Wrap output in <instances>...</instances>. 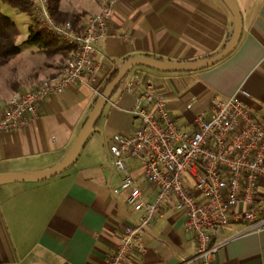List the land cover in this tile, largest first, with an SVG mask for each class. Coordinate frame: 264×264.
I'll return each instance as SVG.
<instances>
[{
    "label": "crops",
    "instance_id": "crops-1",
    "mask_svg": "<svg viewBox=\"0 0 264 264\" xmlns=\"http://www.w3.org/2000/svg\"><path fill=\"white\" fill-rule=\"evenodd\" d=\"M237 1L242 34L225 57L195 70L136 65L126 75L139 71L145 82L152 83L183 129L195 127L197 114L209 113L213 97H228L241 86L251 93L246 100L264 123V0ZM87 4L83 8L61 0L60 8L83 12V21L103 5H111L109 34L100 39L97 54L103 63L101 86L124 59L139 54L200 59L222 49L234 30L233 13L223 0H88ZM53 55L51 60L28 56L20 60L21 69L16 64L20 61L6 68L10 86L6 90L0 86V116L14 94L66 68L69 57L63 63L61 53ZM126 76L70 167L44 180L0 183V264H105L121 241L124 226L136 220L139 212L128 208L126 192L116 196L112 191L123 173L108 151L114 134L133 133L140 125L132 111L139 90H126ZM192 97L197 100L187 109ZM97 98L91 86L75 83L46 97L26 126L0 131V173L35 172L60 163ZM91 132L98 134L100 146L90 145ZM127 163L138 183L147 187L140 160L129 157ZM154 193L149 188L147 197ZM184 221V212L168 204L143 232L139 241L144 248L134 249L127 264H180L197 249L195 234L185 229ZM219 239L223 244L214 264H264V226L231 220Z\"/></svg>",
    "mask_w": 264,
    "mask_h": 264
},
{
    "label": "built area",
    "instance_id": "built-area-1",
    "mask_svg": "<svg viewBox=\"0 0 264 264\" xmlns=\"http://www.w3.org/2000/svg\"><path fill=\"white\" fill-rule=\"evenodd\" d=\"M31 1L35 18L74 48L65 69L8 100L0 131L26 126L46 97L75 83L91 86L97 97L103 91L98 81L103 63L97 54L100 39L109 34L111 5L76 24L72 19L57 20L50 0ZM125 88L139 90L132 111L140 125L133 133L114 134L108 144L111 162L123 173L112 191L116 196L125 191L128 208L139 214L124 226L121 241L105 264H127L134 249H143L139 241L143 232L170 203L184 212L185 229L194 232L197 242L196 251L180 264H214L223 244L219 235L228 222L264 226V123L246 100L251 93L241 86L228 97H213L209 113L197 114L195 127L183 129L163 95L139 71L126 76ZM196 100L189 99L186 108L192 109ZM129 157L140 160L147 187L138 183ZM149 188L155 192L150 198Z\"/></svg>",
    "mask_w": 264,
    "mask_h": 264
},
{
    "label": "water",
    "instance_id": "water-1",
    "mask_svg": "<svg viewBox=\"0 0 264 264\" xmlns=\"http://www.w3.org/2000/svg\"><path fill=\"white\" fill-rule=\"evenodd\" d=\"M223 1L233 13L234 30L232 36L222 49L214 54L195 60H170L148 54H139L127 58L119 67L116 76L105 85L102 93L98 96L92 110L85 120L78 136L60 163L49 169L35 172H3L0 173V183L16 180H44L53 175L59 174L70 167L77 159L88 133L95 127V124L101 116L105 104L111 98L113 91L120 81L127 75L128 71L134 66L146 65L163 71L195 70L209 66L229 54L235 48L241 37L243 15L237 0Z\"/></svg>",
    "mask_w": 264,
    "mask_h": 264
},
{
    "label": "trees",
    "instance_id": "trees-1",
    "mask_svg": "<svg viewBox=\"0 0 264 264\" xmlns=\"http://www.w3.org/2000/svg\"><path fill=\"white\" fill-rule=\"evenodd\" d=\"M8 2L14 7L27 12L33 18L30 26V34L27 41L42 47L47 54L61 53L62 60L69 57V53L73 51V46L61 41L58 37L48 31L39 20L35 19L34 7L31 0H2ZM61 0H50V9L55 18L59 21H66L72 19L76 24L82 20L83 12L66 11L60 8ZM20 29L18 24L8 15H6L0 4V65L7 62L11 57L20 52V47L17 44V37ZM126 59H124L125 61ZM123 61V62H124ZM119 68L114 69L106 78L102 88L112 80L118 73ZM125 78V77H124ZM120 81L115 89H117L123 82ZM97 100V99H96Z\"/></svg>",
    "mask_w": 264,
    "mask_h": 264
},
{
    "label": "rangeland",
    "instance_id": "rangeland-1",
    "mask_svg": "<svg viewBox=\"0 0 264 264\" xmlns=\"http://www.w3.org/2000/svg\"><path fill=\"white\" fill-rule=\"evenodd\" d=\"M72 2L76 6H81L83 8H87V5H88L87 4L88 0H72ZM0 4H1L2 11L6 15L10 16L18 24L19 29H20L19 36L17 37V44L20 47V52H18L13 57H11L7 62L3 63L0 68V82H1L0 86L3 90H6V89H9V86H10V84L8 83V79L6 78L8 75V70H6V68L8 66L11 67L15 62L20 61L21 59H26L28 56H33L34 58L46 56L47 60H51L54 57V55L47 54L42 47L36 44H32L27 41V37L30 34V26L33 21V18L30 14L14 7L8 2H4L0 0ZM55 60L56 61L60 60L63 63H65V60H62V58L60 57H59V60H57V58H55ZM16 64H18V67L20 65L19 68L21 69V64H22L21 61ZM12 71L16 72L14 69H12ZM108 108L109 106H107V109ZM98 137L99 136L97 133L91 132L89 134L88 139L90 140L89 142L91 146H96V144L100 146V140Z\"/></svg>",
    "mask_w": 264,
    "mask_h": 264
}]
</instances>
